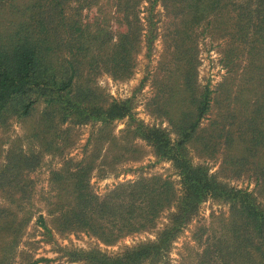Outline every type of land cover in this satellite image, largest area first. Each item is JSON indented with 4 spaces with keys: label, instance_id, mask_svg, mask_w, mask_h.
Wrapping results in <instances>:
<instances>
[{
    "label": "rangeland",
    "instance_id": "374dc122",
    "mask_svg": "<svg viewBox=\"0 0 264 264\" xmlns=\"http://www.w3.org/2000/svg\"><path fill=\"white\" fill-rule=\"evenodd\" d=\"M51 1L0 0L2 38L10 35L19 23L32 24L36 9L46 10ZM61 1L63 22L59 23L63 27L59 31L67 30L63 37L68 46L73 44L70 58L75 53L77 62L72 89L91 88L98 104L129 99L130 115L107 124L96 120L76 123L68 117L58 121L59 115L54 111L47 122L41 116L45 108L41 98L34 99L27 115L19 114L17 104L5 112L0 122V168L9 160L17 163L10 159L17 153L25 158L34 156V163L26 166L19 162L17 174L6 173L20 184L15 189H4L3 193L13 195L14 200L9 202L1 193L0 206L8 208L15 222L21 219V226L14 239L9 231L1 232L0 264H90L72 252L95 248L112 254L124 246L152 239L155 230L167 221L170 209L159 215L155 228L125 235L111 245H104L77 229L60 230L58 215L71 203V196L67 185L58 188L60 184L52 183V171L76 163L88 165V183L97 196L117 183L152 175L169 178L178 189V176L170 161L157 158L152 147L136 134L135 126L158 127L173 137L167 117L176 121L181 112L191 109L189 99L184 100L177 88L182 80V63L172 51V27L180 16H173L156 1L152 7L155 37L150 50L141 40L132 54L129 73L114 77L97 60L106 57L117 33L125 30L116 0ZM148 5L147 0H139L136 6L143 28ZM220 33L219 29L198 28L192 34L195 84L198 90L207 85L211 93L197 138L187 144V152L194 164L205 166L229 186L251 192L264 204V180L256 179L255 173L263 162L264 139L257 140L255 146L249 141L251 129L264 133V50L254 55L255 50L247 52L243 43L228 36L220 37ZM74 35L80 39H73ZM253 40H249L250 45ZM65 48L53 55L57 64L68 57ZM94 59L96 62L89 65ZM32 97L30 94L29 98ZM166 110L168 114L164 113ZM200 135L207 143L200 140ZM12 169L16 170L15 166ZM226 211L227 205L217 199L202 201L194 217L172 242L164 262L158 264H195L209 236L217 235L223 227Z\"/></svg>",
    "mask_w": 264,
    "mask_h": 264
},
{
    "label": "trees",
    "instance_id": "16d2710c",
    "mask_svg": "<svg viewBox=\"0 0 264 264\" xmlns=\"http://www.w3.org/2000/svg\"><path fill=\"white\" fill-rule=\"evenodd\" d=\"M138 1L116 0L125 30L117 33L106 57L98 59L97 63L104 65L114 77L129 73L132 54L141 40L147 51L151 48L156 23L152 7L156 1L173 16H180L175 18L172 27V51L179 55L178 60L182 63V80L177 88L184 100L189 99L191 109L181 112L176 121L167 117L173 137L158 127L135 126L136 134L152 147L154 155L170 161L178 176V189L169 178L152 175L117 183L102 196H97L88 183V165L76 163L52 171V183L60 184L58 188L67 185L71 196V203L58 215L59 229H77L104 245H111L125 235L155 228L159 215L170 209L166 223L155 230L152 239L124 246L112 254L95 248L72 252L90 264L163 263L172 242L194 217L199 204L212 198L227 205V214L223 227L217 235L209 236L195 264H264V204L259 203L251 192L229 186L205 166L194 164L186 148L197 138L211 93L207 85L198 90L195 84L196 54L191 44L194 30L219 29L220 37L228 36L239 44L243 43L245 50H255L252 53L255 55L256 51L264 50V0H147L148 16L144 28L136 8ZM37 7L39 4L36 3ZM61 12L62 1L52 0L46 10L36 9L32 24L19 23L6 38L0 35V122L14 104L19 105V114L27 115L35 98H41L45 103L41 116L47 122L51 121L49 115L54 111L59 115L58 121L68 117L76 123L96 120L107 124L130 115L129 99H111L98 104L91 88L72 89L77 62L75 53L70 58L73 44L68 46L69 42L63 37L67 30L59 31L63 27V23H59L63 22ZM142 29L145 30L141 34ZM73 30L79 31L78 28ZM78 36L74 35L73 39H80ZM253 38L254 44L250 45L249 40ZM64 46L68 57L57 64L53 55ZM93 61L96 59L89 65ZM30 94L32 98H29ZM164 113L168 114L167 110ZM199 138L202 140L201 135ZM259 139H264V133L259 129L254 133L251 129L250 145L255 146ZM202 141L207 143V140ZM10 159L17 163L12 164L9 160L0 168V194L9 202L14 197L4 194V189H15L20 182L14 183V177L6 173L17 174L19 162L30 166L34 163V156L25 158L17 153ZM13 166L16 170L12 169ZM255 173L256 179L264 180V158ZM38 218L42 221L41 217ZM20 220L15 222L8 208L0 206V234L9 231L14 239L21 226ZM195 239L200 241L197 236Z\"/></svg>",
    "mask_w": 264,
    "mask_h": 264
}]
</instances>
